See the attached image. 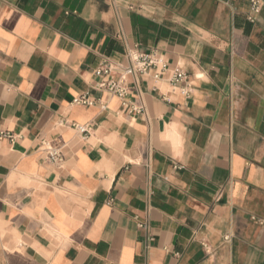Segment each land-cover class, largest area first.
<instances>
[{
	"label": "crops",
	"instance_id": "crops-1",
	"mask_svg": "<svg viewBox=\"0 0 264 264\" xmlns=\"http://www.w3.org/2000/svg\"><path fill=\"white\" fill-rule=\"evenodd\" d=\"M250 1L0 0V264H264V6L252 23ZM131 50L167 67L125 99L97 90L94 71Z\"/></svg>",
	"mask_w": 264,
	"mask_h": 264
},
{
	"label": "built area",
	"instance_id": "built-area-1",
	"mask_svg": "<svg viewBox=\"0 0 264 264\" xmlns=\"http://www.w3.org/2000/svg\"><path fill=\"white\" fill-rule=\"evenodd\" d=\"M264 6L263 0H251L250 10L248 14V20L252 23L257 21L258 15ZM128 64L126 66L114 67L111 63L105 62L100 65L94 74L100 79V83L97 85V90L106 92L111 96L119 97L120 99H125L129 95L130 91V79L134 78L135 83L138 84V78L140 76L146 75L150 70L162 66L166 68L167 65L161 60L157 51L152 50L150 52L141 53L137 50H131L127 53ZM118 71V76H113V71ZM158 77V75H156ZM188 75L180 67H177L172 74V83L175 86L182 85L187 80ZM77 105L91 106L93 102L88 96H82L74 100ZM128 113L135 117L137 115H142L145 113L144 107H133L124 104ZM75 128L79 133L83 135L84 138H88L91 132V126L89 125H75ZM12 139L13 136L8 133H1L0 138ZM48 158L56 163L63 161V155L60 151L55 149H48ZM141 227H144L141 225ZM230 235L224 237L225 241H229ZM206 251L210 253L208 246L204 245Z\"/></svg>",
	"mask_w": 264,
	"mask_h": 264
},
{
	"label": "water",
	"instance_id": "water-1",
	"mask_svg": "<svg viewBox=\"0 0 264 264\" xmlns=\"http://www.w3.org/2000/svg\"><path fill=\"white\" fill-rule=\"evenodd\" d=\"M264 1V0H263Z\"/></svg>",
	"mask_w": 264,
	"mask_h": 264
}]
</instances>
